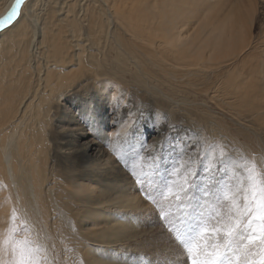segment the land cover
<instances>
[{
    "label": "bare ground",
    "instance_id": "6f19581e",
    "mask_svg": "<svg viewBox=\"0 0 264 264\" xmlns=\"http://www.w3.org/2000/svg\"><path fill=\"white\" fill-rule=\"evenodd\" d=\"M13 3L0 0V17ZM254 5L24 0L19 16L0 30V239L16 209L29 226L47 229L49 247L71 264H143L126 252L143 244L140 224L152 218L150 206L137 194L138 178L115 157L130 154L137 164L145 152L155 153L144 173L153 180L149 172L158 165L159 176L164 167L159 153L166 160L187 155L196 128L200 137L214 136V129L223 136L234 117L262 118L264 15L252 36ZM134 99L156 107L155 114H143ZM164 110L192 131L167 132L159 144L147 140L162 136ZM234 129L222 142L229 148ZM255 161L261 163L258 155ZM225 162L232 173L237 162Z\"/></svg>",
    "mask_w": 264,
    "mask_h": 264
},
{
    "label": "rangeland",
    "instance_id": "374dc122",
    "mask_svg": "<svg viewBox=\"0 0 264 264\" xmlns=\"http://www.w3.org/2000/svg\"><path fill=\"white\" fill-rule=\"evenodd\" d=\"M254 1H255V5H254L255 16L252 21V24H253L251 28L252 36L259 33L260 25H261L262 18L264 15V0H254ZM241 3L243 5H246L247 0H241ZM7 13H5V15ZM11 22L4 24V25H0V30L4 28L6 25H9ZM245 55H247V52L244 54V56ZM243 59L245 61L249 60V63L252 62V59H250V56H245L243 57ZM164 79H168V78H164ZM159 95L158 93L154 94L155 96L154 98L159 97L161 99V96ZM159 98H156V99H159ZM134 101L137 104H140L139 109L141 111L143 110L142 111L143 114L145 113L155 114L156 107L145 106L144 102L139 103L135 99ZM141 105H143L144 107ZM212 108L215 109L216 111H219L218 108H216L215 106H212ZM261 109L264 111V105L262 106ZM147 110L149 111V113ZM191 112H192L191 114L192 119L191 121L189 120V122L196 125L197 123L196 114L192 110ZM160 114H161V117L163 116L162 118L164 121V124L160 126V129L163 130V134L162 136H157L155 138H152L149 136L147 140H150V142L154 141L155 139L156 143L159 144V141L163 140L164 139L163 137H165L166 134H168L167 132H169L170 134H174L175 131H179V130L181 132L182 130H186L187 132L192 131V129H190L188 125L184 126L181 121H179L178 119H175L174 116H170L171 113H165V110H164V112L163 113L160 112ZM225 115H226L225 118L230 120L229 116L227 114ZM239 117H241L243 120H238ZM239 117L238 118L234 117L236 122L232 121L233 125H231L229 129H225L224 134H222L223 136H219L217 133V130L214 129V136H210L206 133L200 137L201 132L199 129L196 128V134L193 135L192 137H188V140L191 141V149L189 150L190 152L187 155L181 156V153H180L166 160V158L163 157L164 154L160 152L159 153L160 155H158V157L159 159H161L160 163L161 165H164V167L162 168L163 170L159 172V173H162V175L158 176V173H157L158 165H156V168L152 169L149 172V174L152 175V178H154L153 180H149V178H146L144 176V173H146V170L151 168V167L149 168V166L156 161L155 158L153 157V155L155 156V153L148 154V152H145L146 156L145 157L140 156L138 159H140L141 161L137 164L133 163V161L136 158L131 156L130 154L126 155L124 153L123 159H121L120 156L115 157V154L112 155V157L114 156L115 159L119 160L118 164L121 166V168L124 169L125 174H127L131 178H134L135 176L141 181L143 180L142 183L138 184L140 186L137 185L138 188L136 191L139 197L144 200L145 204H147V206H150L149 210L151 211V214L149 216L152 217L148 219L147 221H143L140 224L145 227L141 237L138 238V239H142V238L144 239L143 244L141 243V245H137V246H134L128 249L126 253H130V254L133 253V255L135 256H140L143 264H188L187 255L186 253H184L183 248L178 244L175 238L174 230L180 229L182 224L186 223L191 218L192 213L196 212L197 210L201 208H204V206L208 203L205 200L204 195H203L205 188H207L211 184H216L218 186H231L233 190H235L236 188L242 189L244 187H247L246 164L247 166H250L252 162H255L258 170H260L261 172H264V150L261 147L262 145L261 139L259 136H257V130L264 129V115L259 120L257 116L255 117L251 116L249 121H247L248 118H243L241 115ZM244 121H247V122H244ZM237 123L244 125L243 128L238 127ZM116 127L117 126L114 125L113 127L114 130L113 128L111 129L113 131H116ZM231 128H235V129L232 133L233 142H231V147L229 148L226 145H223L222 142L227 141L229 139L226 136V133ZM261 135H264V133H262ZM174 139L175 138H172L170 136V140H174ZM161 147H162L161 150H164L165 148L164 143ZM213 148L215 150L214 151L215 153L214 154L212 153L213 156H211L209 149L213 150ZM249 150H252V151H249ZM257 155L261 163H258L257 161H255V158L257 157ZM210 156L211 158H214V157L215 158L210 159ZM244 158H249V160L245 161ZM228 159H231V160L234 159L235 162H237V164L234 166V171L232 173H229L225 169L226 168L225 160H228ZM206 160L208 161L212 160L214 165L212 164L209 167L208 165L209 163ZM189 163H190V166L193 172L195 173L193 177L191 175L189 176V179L191 181V185L189 188V196L191 197V207L187 208V207H184L183 205L178 207L177 201L175 200L173 196L170 195V192L175 191V186L177 184H182L184 182V177L186 174L185 168L189 166ZM220 165H222V167ZM207 172H211L213 173V175L208 176ZM237 173L241 174L240 175L241 177L238 176V178H236ZM154 175H156L157 177ZM160 177H165V179H167L168 182L162 181ZM239 181L242 182V186H239ZM161 191H163L165 195H161ZM184 203L185 204L189 203L188 198H185ZM205 210L207 209L205 208ZM18 216H19V219L16 221V224L17 225L19 224L20 227L22 228V231L18 233V237L21 236L22 238L19 237V239H23L25 236L30 234L31 236L30 235L29 236L31 238L37 239L39 242H42L44 244V248L45 249L47 248L48 251L50 252V255L47 256V264H60V263L61 264H68V263L71 264L68 260L65 259L67 254L66 255L64 254V256L59 254L58 256V254L55 253V249L53 247H49L50 244L52 243V239L48 238L51 236L47 229L45 230V229L39 228L38 225L34 224L35 222H33L32 224L29 223L30 224L29 226L27 219H25L20 213L18 214ZM19 220L26 221V225H21ZM27 227L30 230H28ZM30 227L33 229H31ZM24 230L25 232L23 234ZM26 231H29L28 234H26L27 233ZM156 248H158L157 249L158 251L154 250ZM126 257L128 258L130 262L131 261L130 256L128 255Z\"/></svg>",
    "mask_w": 264,
    "mask_h": 264
},
{
    "label": "snow or ice",
    "instance_id": "6c2138e0",
    "mask_svg": "<svg viewBox=\"0 0 264 264\" xmlns=\"http://www.w3.org/2000/svg\"><path fill=\"white\" fill-rule=\"evenodd\" d=\"M23 3L24 0H14L8 13L0 17V25L18 17ZM190 163L184 182L170 192L178 207H191L189 176L195 173ZM246 171L247 187L233 190L231 186L209 185L203 193L208 203L174 230L188 264H264V172L258 170L255 162L246 164ZM161 195L165 193L161 191ZM185 198L188 204L184 203ZM18 219L17 210L13 209L0 239V264H47L46 249L37 239L18 238L22 231L16 224ZM20 223L26 225L24 220Z\"/></svg>",
    "mask_w": 264,
    "mask_h": 264
}]
</instances>
